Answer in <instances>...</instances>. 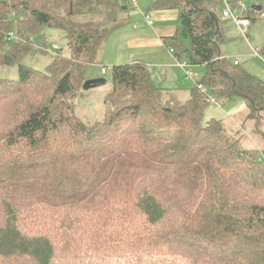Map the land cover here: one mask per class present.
Wrapping results in <instances>:
<instances>
[{
	"label": "trees",
	"instance_id": "16d2710c",
	"mask_svg": "<svg viewBox=\"0 0 264 264\" xmlns=\"http://www.w3.org/2000/svg\"><path fill=\"white\" fill-rule=\"evenodd\" d=\"M125 6L0 0V67L18 68L0 78V264H264V150L204 119L210 96L264 111V79L222 56L221 0L154 3L179 11L165 42L175 59L205 67L189 99L134 62L111 69L103 120L76 116ZM46 29L65 33L70 52L38 71L23 62Z\"/></svg>",
	"mask_w": 264,
	"mask_h": 264
},
{
	"label": "rangeland",
	"instance_id": "374dc122",
	"mask_svg": "<svg viewBox=\"0 0 264 264\" xmlns=\"http://www.w3.org/2000/svg\"><path fill=\"white\" fill-rule=\"evenodd\" d=\"M240 1V0H239ZM242 3L251 10L257 4L264 7V0H242ZM131 10V8H129ZM120 17V16H119ZM257 18L255 24L250 28V45L242 38L237 28L230 24L226 28V35L228 38L227 43L221 45V53L223 58L227 61L234 62L238 60L241 65L252 74L258 75L264 79V63L258 58L253 57V48H261L264 52V10L261 13L254 15ZM45 33V46L43 48L38 47L39 53L32 54L26 58L23 62L24 65L30 66L38 71H44L45 68L52 62L57 55H63L69 57L68 40L62 31L46 29ZM36 49V50H37ZM106 50V46L104 48ZM108 50V48H107ZM105 53V51H104ZM118 54L108 50L107 54L100 56V65L91 67L90 75L99 77L103 68L107 69V74L101 76L107 80V84L100 86L96 89L85 91L86 97L74 101L76 108V116L83 122L93 125L100 120H103L105 107L104 99L107 94L112 90V78L111 69L113 68L108 64L110 59L116 57ZM119 65V64H118ZM196 79L190 80L184 76L182 71L178 72L181 76V85L177 86L178 89L190 90L195 86L196 82H199L205 74V67H189L187 68ZM18 77V68L12 67H0V78L13 80ZM182 95H179L181 101H185ZM218 104H214L205 112V123L218 119L223 122L226 130L237 138L241 139V145L247 149L264 150V111L254 112L249 103L245 100L235 99L234 101H227L225 99H216ZM154 263V262H153ZM75 264H135V262L129 261L124 258L109 259L101 261H83L75 262ZM156 264H189L186 261L179 260L177 258H167L165 260H157Z\"/></svg>",
	"mask_w": 264,
	"mask_h": 264
},
{
	"label": "crops",
	"instance_id": "0c3cea01",
	"mask_svg": "<svg viewBox=\"0 0 264 264\" xmlns=\"http://www.w3.org/2000/svg\"><path fill=\"white\" fill-rule=\"evenodd\" d=\"M156 1L159 0H136V3H133L132 0H127V6H125L124 10L128 11L121 17L128 23L112 34L103 54H107L108 50L111 53L116 52L118 54L108 62L110 66L127 65L143 61L152 72L155 83L172 92L178 98L179 95L187 96L188 98H185L187 100L190 98L191 90L178 89L177 86L181 85V76L178 72L182 71L184 76H186V71L189 70H183L179 67L172 53V45L165 43L167 39L173 37L176 33L179 11L172 8L156 7L154 6ZM259 6L261 5H256V7ZM263 10L264 7L262 6L261 12ZM144 15H148L154 21L153 26L147 24L146 20H144ZM230 24L235 27L233 23L226 20L225 31ZM233 61H236V59ZM106 74H102L101 70L99 77ZM90 76L92 79L99 78L93 75ZM192 76L193 78L190 80L194 81L196 76L193 74Z\"/></svg>",
	"mask_w": 264,
	"mask_h": 264
},
{
	"label": "built area",
	"instance_id": "2783aa9c",
	"mask_svg": "<svg viewBox=\"0 0 264 264\" xmlns=\"http://www.w3.org/2000/svg\"><path fill=\"white\" fill-rule=\"evenodd\" d=\"M242 0H221L222 10H221V17L224 21L229 20L231 23L235 25L238 32H240V35L242 38L247 42V44L250 45V28L252 27V20L247 16L249 9L244 5V3L241 2ZM133 3H136V0H132ZM144 20H146L147 24L150 26L154 25V21L151 20V18L148 15H144ZM14 35L11 33L10 38H13ZM251 46V45H250ZM253 57L258 58L264 63V52L261 48H253ZM172 53L174 54V50L172 49ZM176 62L178 63L179 67L183 70H186L187 68L191 67L188 62L184 61L181 62L178 59H176ZM236 66H239L241 63L236 60L233 62ZM107 69H102V74H106ZM186 76L188 79H192V73L190 71H186ZM203 89V88H202ZM209 102L214 105L218 104L216 98L210 96Z\"/></svg>",
	"mask_w": 264,
	"mask_h": 264
},
{
	"label": "water",
	"instance_id": "95a60500",
	"mask_svg": "<svg viewBox=\"0 0 264 264\" xmlns=\"http://www.w3.org/2000/svg\"><path fill=\"white\" fill-rule=\"evenodd\" d=\"M256 10L257 12H261L262 11V7L259 6V7H256L254 6L253 7V10ZM107 84V80L102 78V77H99L98 79H90L88 81L85 82V85L83 87V91H88V90H91V89H96V88H99L100 86H103V85H106Z\"/></svg>",
	"mask_w": 264,
	"mask_h": 264
}]
</instances>
